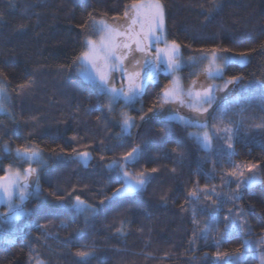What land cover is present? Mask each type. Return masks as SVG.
<instances>
[{"label": "trees", "instance_id": "obj_1", "mask_svg": "<svg viewBox=\"0 0 264 264\" xmlns=\"http://www.w3.org/2000/svg\"><path fill=\"white\" fill-rule=\"evenodd\" d=\"M130 2L0 0V71L6 74L5 87L12 99L10 114L0 115V164L5 168L13 164V170H24L28 164L16 160L15 150L31 144L44 152L48 167L40 176L42 193L26 202L28 209L37 208L42 201L51 206L55 198L50 193L59 189L66 194L73 188L77 190L73 195H81V199L97 209L96 215L87 221L71 209H61L56 215L37 209L31 218L15 222L14 230L4 226L0 236V264H30V261L31 264L37 261L81 264V257L76 255L78 251L94 253L88 264H214L217 251H232L240 247L245 238L255 242L264 235V130L254 127L264 124V92L250 90V97L248 92L243 93L251 100L249 110L243 115L230 113L223 123L214 121L217 128L235 127L229 125V119L243 121L239 135L232 141V149L223 144L222 151L221 142L213 141L214 148L207 151L198 147L180 122L153 119L139 123L142 113L137 110L143 107L147 112L155 93L169 85L168 75L163 73L159 82L149 83L142 100L129 111L137 117V126L130 136L118 137L119 115L114 112L105 115L107 109L101 111L107 101L81 78L79 67L74 66L71 72L60 70V66L68 64L82 48L83 36L72 29L86 10L111 22ZM163 2L169 13L168 39L189 46L182 48L186 60L196 56L202 48L230 49V54L256 49L247 64L226 65L225 76L228 79L242 75L245 83L264 80V0ZM30 81V86L19 92L18 86ZM238 94H241L239 87L233 95ZM161 129H164L163 134ZM72 136L77 140L70 143ZM5 144L11 149L10 154L3 151ZM137 144L148 145L145 151L152 162L147 163L146 156L145 161L133 166L134 170L138 171L147 163L149 168L158 167L160 171L154 174L144 193L109 199L121 183L116 182L117 173L107 167L108 163ZM72 147L90 152L91 159L85 164L67 153L56 154L61 148L70 153ZM172 149H177L182 156L172 153ZM229 151L233 153L231 156L227 154ZM101 156L105 158L102 160ZM249 162L261 165L255 171L259 183L239 202L247 211L251 235L236 233L217 248L212 234L205 239L197 230L192 242L191 212L181 211L180 207L184 204L190 209V205L184 203L187 192L193 187L215 186L219 199L224 200L235 184L221 181L222 173L231 170L233 164ZM172 168H176L175 174L171 173ZM198 171L215 178L207 180L203 175H194ZM3 175L5 173L0 171V176ZM248 175L245 170V177ZM197 179L198 185L194 183ZM216 199V196L203 197L201 205L211 204ZM230 208H234L232 203L224 204L219 215H226ZM5 211L2 207L0 214ZM199 219L203 222L208 215L199 214ZM37 223L44 227L37 228ZM121 227L123 234L117 231ZM224 231V225L220 224L216 240ZM244 264H259V261L248 257Z\"/></svg>", "mask_w": 264, "mask_h": 264}, {"label": "snow or ice", "instance_id": "obj_2", "mask_svg": "<svg viewBox=\"0 0 264 264\" xmlns=\"http://www.w3.org/2000/svg\"><path fill=\"white\" fill-rule=\"evenodd\" d=\"M78 3H87V0H77ZM106 15V14H104ZM207 18V17H206ZM169 13L167 5L163 0H131L130 3L123 6V12L120 15L113 16L111 22L98 16L94 11H85L81 21L77 23L72 30H78L83 36L82 48L74 59L68 64L60 66L61 71L71 72L74 66L83 67L85 63L94 68L95 74L88 73L86 79L92 81L97 87L101 95L106 97V103L101 106V111L107 109L105 115L115 111L114 104L123 100V107L118 116V125L120 132L116 135L130 136L131 130L137 126V117L132 116L125 108L134 105L142 100L146 89L150 82H157L159 74L164 73L173 77L169 85H164L155 93V99L152 105L144 113L143 107L137 111L142 113L138 120L143 122L145 118L149 120H159L162 122L178 121L185 127L193 126L203 131L189 132L187 135L193 138L198 147L202 146L205 150L213 148V141L221 142V150L223 144H227L228 149H232L233 139L239 135L243 121L236 122L229 119V125L235 127L224 126L217 128L214 121H223L229 117L230 113L243 115V113L251 108L250 90L260 89L264 92V80H253L245 83L242 75H233L228 79H224L225 66L230 63H239L241 65L248 63L249 57L256 49H250L245 52L230 54V49L212 47L207 49H199L196 56H190L188 62L193 64H203V72L206 79H222L223 85L192 82V86L184 88L176 73L185 65L186 61L182 56V48L189 47L182 45L176 39H168L167 23ZM95 35L98 40L92 38ZM163 44V47L158 45ZM264 51V46H262ZM119 73L120 76H113V73ZM0 112H7L6 102L11 99L6 84V74L0 71ZM123 79H120V78ZM120 86L117 87V82ZM29 84H21L18 86L19 92H23ZM239 87L241 94L233 95L235 89ZM248 92L249 97L243 95ZM223 93V95H220ZM231 97V98H230ZM168 107H165V106ZM264 108V106H262ZM150 114V115H149ZM100 120V117H97ZM211 123L212 131L209 128ZM258 130H264V124L254 125ZM163 134L164 129L160 130ZM222 133V135H221ZM77 137H70V143L76 141ZM102 143V142H101ZM145 147L134 145L130 150L125 151L122 155L113 158L107 165L109 169L115 170L117 173V183H121V187L115 189L112 197L109 199L134 197L144 192L151 180L155 178L154 174L158 173V167H148L147 163H151L152 159L146 153ZM112 151V149H108ZM5 153H11L8 145L3 146ZM56 153V150H52ZM67 153L73 159L84 162L85 164L91 159L88 151H78L72 147L68 153L65 148L60 149L61 155ZM172 153L182 156L177 149H172ZM231 156L233 153H227ZM16 160L23 161L28 167L21 173L20 168L13 171V164H9L6 168L0 164V171L5 175L0 176V201L6 197L8 212L0 214V236L4 233V226L15 229V222L22 219L31 218L39 209L46 214L56 215L61 209H71L76 215L82 216L85 221L90 216H95L97 209L88 201L81 199V195H73L77 190L62 194L58 189L50 193L55 198V203L49 206L42 201L37 208L28 209L26 201L32 197H39L42 193L40 186L41 173L48 167V159L45 154L31 144L25 147H17L15 150ZM148 156L147 163L138 171L133 166L139 165L145 161ZM63 158V156H61ZM105 157L101 156L103 160ZM51 159V157H49ZM209 162H212L209 159ZM33 163L36 167H33ZM261 167L258 163L233 164L231 170L222 173L221 181L229 184H235V188L230 190L224 200H220V193L217 188L193 187L187 192L184 203L190 205V209H186L181 204V211L191 212L190 223L193 225V241L196 231L199 230L205 239L209 234L213 235V243L219 248L221 242L230 241L234 234L241 233L245 236L251 235V229L248 228L246 219L247 211L245 206L239 203L244 195L249 192L259 181L256 178L255 171ZM245 170L250 173L245 177ZM172 174L176 173V168H172ZM196 176L203 175L205 179H214L207 173L197 172ZM199 184V180L194 181ZM216 196L211 204L201 205L203 197L211 198ZM18 199L19 203L14 201ZM166 199V197H162ZM103 203V201H101ZM232 203L234 208L227 210V214L222 217L219 215L224 209V204ZM199 214H207L208 219L201 221ZM250 207V206H249ZM209 209H212L210 212ZM238 217V218H237ZM201 223L204 227L201 228ZM220 224L224 225L225 231L216 240V234H219ZM37 228L44 227L37 223ZM247 228V231H246ZM123 234V228L117 230ZM264 231V230H262ZM253 243L261 247L264 253V235L255 242L245 238L240 247L229 252L215 253L214 264H244L245 260L254 254ZM77 256L81 257V264H88L89 259L94 257V253L87 251H78ZM260 264H264V254L257 257ZM31 264V261H30ZM37 264H40L37 261Z\"/></svg>", "mask_w": 264, "mask_h": 264}, {"label": "rangeland", "instance_id": "obj_3", "mask_svg": "<svg viewBox=\"0 0 264 264\" xmlns=\"http://www.w3.org/2000/svg\"><path fill=\"white\" fill-rule=\"evenodd\" d=\"M146 2H147V0H146ZM95 40H98V37L95 39ZM158 47H163V44H160V45H158ZM182 56H183V54H182ZM184 58V57H183ZM184 60L186 61V63H185V65L182 67V69L179 71V72H177L175 75H176V77H178L179 78V80H180V83H181V85L184 87V88H189V87H191L192 86V82L193 81H196L197 82V84H199V83H208V84H218V85H223V83H224V80H222V79H219V78H216V79H212V80H208V79H206V76H205V73L203 72V64H193V63H191V62H188V59L186 60L185 58H184ZM237 64H239V63H237ZM247 64V63H246ZM241 65V64H240ZM243 65H245V64H243ZM95 69L94 68H92L89 64H87V63H85L84 65H83V67L81 68V67H79V72H80V74H79V72H78V74L81 76V78L82 79H84L87 83H89V84H91V85H93L95 88H96V90L98 91V93L100 94V92H99V90H98V87L92 82V81H90V80H88V79H86L85 77H86V75L88 74V73H92L93 75L95 74ZM163 73H161V74H159L158 75V77H157V80H158V82L160 81V77H161V75H162ZM163 75H167V74H163ZM113 76H116V77H119L120 76V74L117 72V73H113ZM170 77V81L173 79V77H171V76H169ZM120 79H123L122 77L120 78ZM224 79H227L226 78V76L224 75ZM170 84V83H169ZM117 87H119L120 86V82L118 81L117 82V85H116ZM9 93V92H8ZM10 94V93H9ZM220 95H223V93H220ZM11 96V95H10ZM105 99H106V97H104ZM11 103H12V99H10L8 102H6V108L8 109V111L7 112H0V115H9L10 114V105H11ZM123 100H120V101H118V102H116L115 104H114V108H115V111H114V113H116L117 115H119V112H120V110H121V108L123 107ZM137 105V102L134 104V105H132V106H129L128 108H125L124 110L125 111H127V112H129V111H131L133 108L132 107H134L135 108V106ZM137 107V106H136ZM165 107H168L167 105L165 106ZM132 108V109H131ZM144 113H146V112H144ZM150 115V114H149ZM133 116V115H132ZM149 119L147 118V116H146V118H145V121H148ZM144 122V121H143ZM178 122V121H177ZM139 123H142L141 121H139ZM182 124V123H181ZM187 128V130H188V133L189 132H198V131H203L202 129H200V128H198V127H196L195 125H193V126H188V127H186ZM207 131H209V132H211L212 131V128H211V126H209V128L208 129H206ZM197 143V142H196ZM200 147H202V146H200ZM203 148V147H202ZM213 148H214V146H213ZM212 148V149H213ZM211 149V150H212ZM211 150H207V151H211ZM35 164L33 163V165L32 166H34ZM13 171H15V170H13ZM21 173H23V170L21 171ZM254 188H252L250 191H252ZM15 203H19V200L18 199H16L15 201H14ZM2 207H4L5 209H6V213L8 212V206H7V200H6V197H5V199L3 200V201H0V209L2 208ZM261 247L262 246H258V245H255V243H253V248H254V254L253 255H251V256H249V257H254V258H256L258 261H259V264H260V260L257 258L258 256H260L261 254H264V253H262L261 252ZM37 264V263H36ZM40 264H43V263H40Z\"/></svg>", "mask_w": 264, "mask_h": 264}, {"label": "water", "instance_id": "obj_4", "mask_svg": "<svg viewBox=\"0 0 264 264\" xmlns=\"http://www.w3.org/2000/svg\"><path fill=\"white\" fill-rule=\"evenodd\" d=\"M254 186H255V185H254ZM254 186H253V187H254ZM144 192H145V191H144ZM144 192H142V193H144ZM26 202H27V201H26ZM26 202H25V203H26Z\"/></svg>", "mask_w": 264, "mask_h": 264}]
</instances>
